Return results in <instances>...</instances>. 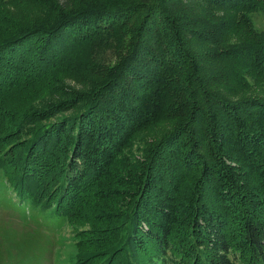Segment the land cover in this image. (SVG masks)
Segmentation results:
<instances>
[{
  "label": "trees",
  "instance_id": "trees-1",
  "mask_svg": "<svg viewBox=\"0 0 264 264\" xmlns=\"http://www.w3.org/2000/svg\"><path fill=\"white\" fill-rule=\"evenodd\" d=\"M258 8L261 0H105L63 10L47 27H1L0 82L47 70L94 28H122L88 89L42 108L38 127L22 124L10 146L0 142V174L22 200L87 224L78 238L88 231L96 246L78 252L79 264H264V96L230 99L206 86L190 43ZM167 110L172 128L139 160L119 158Z\"/></svg>",
  "mask_w": 264,
  "mask_h": 264
},
{
  "label": "rangeland",
  "instance_id": "rangeland-1",
  "mask_svg": "<svg viewBox=\"0 0 264 264\" xmlns=\"http://www.w3.org/2000/svg\"><path fill=\"white\" fill-rule=\"evenodd\" d=\"M104 1L0 0V29L10 22H40L46 23L44 27H47L49 20L63 10L86 8V5ZM71 13L84 12L75 10ZM246 15L249 20L243 21V15L238 14L236 23L231 21L227 30L214 32L212 39L190 41L191 50H197L194 60L200 66V74L204 69L201 80L208 79L210 82L206 86L230 99L264 96V9H253ZM108 26L90 30L91 41L83 42L77 49L65 47L47 70L23 69L0 82V131L14 136L0 139L1 145L10 146L15 139L18 141L17 134L23 133L24 123L25 127L37 128L35 121L42 108L66 98L75 99L79 92L89 88L95 71L111 57L110 41L113 43L121 36L122 28L112 27L110 32ZM235 44L240 48L236 54H231L234 51L230 47ZM167 111L154 126L136 132L119 158L128 156L133 161L139 160L150 141L167 133L175 120L173 110L170 111L172 114ZM41 121L44 124L51 122L52 113ZM8 151L13 149L8 148ZM45 181L40 183L46 186ZM78 225L50 208L41 209L22 200L0 174V264H79L78 252L96 244L88 231L86 235L80 233L81 238H78V228L88 227L87 224ZM99 235L103 243L107 235ZM96 257L103 261L99 254Z\"/></svg>",
  "mask_w": 264,
  "mask_h": 264
}]
</instances>
